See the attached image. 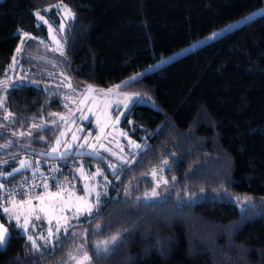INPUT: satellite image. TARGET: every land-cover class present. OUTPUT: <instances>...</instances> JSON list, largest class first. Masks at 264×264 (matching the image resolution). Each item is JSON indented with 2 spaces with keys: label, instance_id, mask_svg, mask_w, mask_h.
<instances>
[{
  "label": "trees",
  "instance_id": "1",
  "mask_svg": "<svg viewBox=\"0 0 264 264\" xmlns=\"http://www.w3.org/2000/svg\"><path fill=\"white\" fill-rule=\"evenodd\" d=\"M57 3L71 15L56 33L63 74L77 86L108 89L263 0H0V80L21 33L30 37L27 53L42 44L46 29L35 13ZM47 19L57 29L54 10ZM44 82L21 58L0 97V145H7L0 147V189L27 173L13 172L21 157L59 162L73 174L74 160L88 159L113 187L98 213L48 251L34 250L0 211L8 229L0 264H77L69 253L77 230L85 232L90 264H264V13L121 85L135 102L119 128L139 147L112 176L101 156H43L56 130L34 126L63 111L60 95ZM157 183L165 195L145 198ZM118 233L111 252L93 248Z\"/></svg>",
  "mask_w": 264,
  "mask_h": 264
},
{
  "label": "rangeland",
  "instance_id": "2",
  "mask_svg": "<svg viewBox=\"0 0 264 264\" xmlns=\"http://www.w3.org/2000/svg\"><path fill=\"white\" fill-rule=\"evenodd\" d=\"M262 9H264V0L259 9L212 31L207 36L198 39L191 45L161 58L117 85L121 86L134 81L135 79L131 78L136 77L137 79L145 73L155 71L161 66L193 51L197 47L205 45L215 38L248 23L252 18L263 14L264 12L261 11ZM50 10H54L58 16L59 24L57 29L53 28L47 19ZM40 17H43V19H40ZM245 17H248V19L245 20ZM35 18L41 26L45 27L46 38H38L37 40L42 44H40L35 52L29 54L24 49L23 44L30 37L23 33L20 34V51L16 53L12 62L6 69V75L0 80V97H3L6 90L10 88L8 82L13 77L14 69L19 59L25 58L28 66L33 67V71L37 72L38 75L40 74L43 80L45 79L43 83L44 89L59 94L63 105V111L61 113L53 114L46 121H42L34 126L37 129L51 127L56 130L54 142L43 156L47 159H61L72 155L89 157L101 156L107 159L104 160L107 167L111 164L116 166L117 169L128 160V156L132 154L135 156L138 148L137 143L130 140L119 128V123L123 115L131 107L133 102H135V97L119 92L118 90L120 87L116 88V85L108 89H90L89 87L77 86L70 83L61 70L60 53H62V46L58 43L56 37V33L62 31L65 22L71 18L70 12L65 6L57 3L44 8L41 12H36ZM229 25H232V27L229 28ZM213 33L222 34L208 39L209 37H213ZM28 69L26 74L30 71ZM32 75H34V73ZM69 85H71V87H69ZM109 89H111V91H109ZM126 104L127 107H125ZM61 133H63V135H61ZM21 135L22 133L19 132L16 134L17 137ZM73 137H75V139ZM58 140L60 141L59 144H57ZM54 148L56 149L55 152H53ZM85 160L88 159L74 160L77 163L76 173L74 172L76 183L71 189L62 192L44 190L33 195L24 196L23 199L0 203V211L4 213L6 221L12 222L19 232L25 236L27 241H29V236L36 239L38 244L41 245L39 251H48L52 248L55 241H50L45 245V241L40 240L39 236L41 234L47 236L50 227L54 230L57 226V220L60 221L61 226H63L66 221L72 226L81 223L82 220L90 216L84 213H78L77 209L83 208L85 202L95 205L97 192L100 193V206L103 200L108 196L109 189L113 187L111 180L101 171L98 165L93 162L85 163ZM20 161H26L28 166L22 168ZM31 164V158L21 157L18 159L15 168L21 170L19 172L13 170V172L20 174L29 172ZM109 171L110 173L108 172V174L112 176L114 173L113 169L109 167ZM86 185L91 193L90 195L83 190ZM132 186V184L125 186L123 192V197L125 199L130 196L125 195V193H130V188ZM92 189L95 190L92 191ZM157 192L159 193L158 196L149 199H161L165 195L166 189L159 186ZM55 193H59V195H53ZM77 197H84V200H78ZM5 209L9 211L5 212ZM41 209L44 210L41 211ZM95 213L94 211V214ZM16 216L20 217L19 223H17L15 219ZM77 216L79 217L78 219L75 218ZM25 217L30 221L27 229L19 226V224L23 223ZM36 217H39V219H36ZM49 221H51V224ZM0 224L2 223L0 222ZM33 225H35V227H33ZM75 233L77 234L75 235V245L69 253L71 257H76V259L73 260L77 263V260L80 259L85 252V232L77 230ZM62 235H64L63 231L60 233V237ZM4 247L5 244L0 246V249Z\"/></svg>",
  "mask_w": 264,
  "mask_h": 264
},
{
  "label": "snow or ice",
  "instance_id": "3",
  "mask_svg": "<svg viewBox=\"0 0 264 264\" xmlns=\"http://www.w3.org/2000/svg\"><path fill=\"white\" fill-rule=\"evenodd\" d=\"M262 12H264V9L261 10ZM40 19H43V17H40ZM245 20L248 19V17H245L244 18ZM229 28L232 27V25H229L228 26ZM222 33H213V37H209L208 39H212L214 37H217L219 35H221ZM17 51H20V49H17ZM131 79H136V77H133ZM69 87H71V85H69ZM90 89H91V85L88 86ZM121 87L120 85H116V88H119ZM109 91H111V89H109ZM0 104H2V101H0ZM125 107H127V104L125 105ZM29 135H31V133H29ZM61 135H63V133H61ZM75 139V137H73ZM60 141L58 140L57 141V144H59ZM0 147H7V145H0ZM137 147H139L137 145ZM56 149L54 148L53 149V152H55ZM98 154V153H97ZM164 164H167V161H163ZM20 164H21V167H27V162L26 161H20ZM109 167L113 169V172H115V169H116V166L114 165H111L109 164ZM21 169H14L15 172H19ZM12 173H9L8 175H11ZM153 176L156 175V170L154 169L153 172H152ZM174 179V178H173ZM164 184H167L168 181L167 180H164L163 181ZM160 184L157 183L156 187H154L152 190H151V193H145L144 196L145 198H151V197H156L159 195V193L157 192V188H159ZM0 187H3L2 184H0ZM45 188L48 187L47 184L44 185ZM57 187H59V185H57ZM86 193H89V195L91 194L89 192V189L87 187V185L85 186V188L83 189ZM95 189H92V191H94ZM131 193H125V195H130ZM53 195H59V193H55ZM99 196H100V193L97 192L96 193V204L95 205H92V204H88L87 202H85V206L83 208H78L77 209V212L78 213H84V214H87L88 216H92L94 214V211L96 213L99 212ZM78 200H81L83 201L84 200V197H77ZM136 199H140V197H137ZM250 200V198H246L245 199V203H247L248 201ZM44 209H41V211H43ZM9 211L8 209H5V212ZM76 219H78L79 217H75ZM15 219L17 220V223H19L20 221V217L19 216H16ZM36 219H39V217H36ZM30 221L28 220L27 217L24 218V221L22 224H19V226L21 228H24V229H27L28 225H29ZM49 223L51 224V221H49ZM33 227H35V225H33ZM72 227V225L70 223H68L67 221L65 222V224L63 226H61L60 224V221L57 220V226L55 227V229L53 230L51 227L48 229V235L47 236H44L43 234H41L39 236V239L40 240H43L45 241V245H47L50 241H55V242H59L60 240V233L63 231V233L65 235H68L69 234V229ZM101 226L100 225H97V228H100ZM71 235L75 236L77 235L76 233H71ZM7 236H8V229L5 227L4 224H0V246H3L4 244H6L7 242ZM29 241L31 242V247L34 249V250H37L39 251L41 245L38 244L37 240L34 239L32 236H29L28 237ZM121 239V236L120 234H116V235H113L111 236L109 239L107 240H102V241H97L96 243L93 244V248L97 251V252H100V251H103L104 253H109L111 252L112 250H114V246H116L118 244V242L120 241ZM55 247V244L53 245ZM112 246V247H110ZM71 259H76V257H70ZM91 256H89L88 252L85 251L83 253V256L77 260V264H90L91 262Z\"/></svg>",
  "mask_w": 264,
  "mask_h": 264
},
{
  "label": "built area",
  "instance_id": "4",
  "mask_svg": "<svg viewBox=\"0 0 264 264\" xmlns=\"http://www.w3.org/2000/svg\"><path fill=\"white\" fill-rule=\"evenodd\" d=\"M6 75V70L1 76ZM30 171L23 174L16 184L0 189V203L14 201L20 197L33 195L43 190L62 192L75 185V176L70 170L56 162L31 158ZM48 187L45 188L44 185ZM59 185V187H57ZM2 199V200H1Z\"/></svg>",
  "mask_w": 264,
  "mask_h": 264
},
{
  "label": "crops",
  "instance_id": "5",
  "mask_svg": "<svg viewBox=\"0 0 264 264\" xmlns=\"http://www.w3.org/2000/svg\"><path fill=\"white\" fill-rule=\"evenodd\" d=\"M15 168H16V167H15ZM15 168H14V169H15ZM14 169H13V170H14ZM43 191H44V190H43ZM1 213H2V212H1ZM3 215H4V213H3Z\"/></svg>",
  "mask_w": 264,
  "mask_h": 264
}]
</instances>
